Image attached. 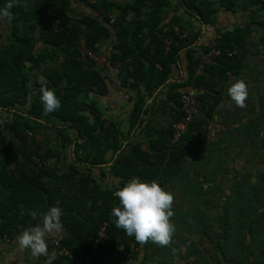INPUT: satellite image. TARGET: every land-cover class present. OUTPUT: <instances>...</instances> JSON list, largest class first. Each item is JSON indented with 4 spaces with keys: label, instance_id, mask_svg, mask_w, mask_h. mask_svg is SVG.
Returning a JSON list of instances; mask_svg holds the SVG:
<instances>
[{
    "label": "trees",
    "instance_id": "obj_1",
    "mask_svg": "<svg viewBox=\"0 0 264 264\" xmlns=\"http://www.w3.org/2000/svg\"><path fill=\"white\" fill-rule=\"evenodd\" d=\"M79 1L100 12L102 19L74 18L76 0H18L10 9L14 16L10 24L11 41L0 50V111L6 113V118L0 120V233L14 237L36 226L42 214L57 207L59 201L63 228L70 233L62 246L76 260L91 252L104 222H109L110 226L100 249L118 242L124 246L140 245L134 236H128L113 223L112 210L119 204L114 196L116 189L104 190L99 186L92 177L97 167L114 161L111 169L121 179L122 187L137 178L142 182L157 181L165 189L181 173L188 172L193 163L205 157L209 162L213 159L212 166L216 168L213 172L229 175L223 159L215 160L223 155L219 143L209 145L204 135V139L195 140L194 133H202L201 127L205 124L202 119L194 115L187 133L174 144L171 143L173 122L183 116L181 97L187 87L203 91L195 101L202 109L210 107L205 115L211 118L223 100L224 89L243 80L245 66L254 56L262 55L254 41V32L260 33L258 42L264 49V0H181L182 7L206 25L215 24L220 10L250 11L248 25L222 34L215 46L222 51L221 55L208 60L192 47L197 37L191 38L190 33L183 37L187 30L180 23L178 33L173 24L164 23L167 0ZM8 3L9 0H0V9ZM114 12L118 18L111 24L110 14ZM130 13H134V18L127 22ZM112 32L117 41L110 60L113 64L119 63L118 79L134 102L131 129L144 125L149 110L147 101L171 79L179 53L186 51L189 59L188 77L168 85L167 98L159 107L163 108L162 113L170 109L165 113L169 112L173 121L162 131L146 125L147 150L141 146L121 150L125 142L123 132L117 124H107L96 103L89 102L91 94L106 91V83L96 62L82 59L79 46L84 39L86 46L98 54L101 42ZM36 42L43 47L35 48ZM209 49L204 48V53ZM262 60L264 63V56ZM263 77L264 65L255 66L253 91L248 93L246 107L239 108L232 103L237 111L228 127H239L229 132H237L242 138L229 139L227 142L232 147L224 148L230 152L236 150L237 154L238 148H246L249 154L262 152L264 163V85L260 86ZM42 88L55 91L61 102L59 110L45 112L40 99ZM52 120L65 126L60 130L61 141L70 151L71 164L62 177L58 173L59 161L49 164L51 159H57L59 150L46 148L35 135L37 124H49ZM244 156L247 154L238 158L250 161V155ZM233 174L231 195L225 201L219 200L221 212L214 214L210 208L214 200H204L209 211L202 217L198 210L185 216H190L192 222L205 220L203 229L191 230L213 244L219 254L217 264H264V173L259 172L256 180L250 172L233 171ZM75 178L78 183L73 186L84 189L73 198L62 195L63 183L70 184ZM201 185L202 182L197 183L198 188ZM86 198L90 202L89 212L80 206ZM30 211L37 213L35 219L28 214ZM175 217L178 220L182 213L175 212ZM207 217L212 222L208 223ZM215 223L219 224L220 232ZM97 261L98 255L95 263Z\"/></svg>",
    "mask_w": 264,
    "mask_h": 264
},
{
    "label": "crops",
    "instance_id": "obj_2",
    "mask_svg": "<svg viewBox=\"0 0 264 264\" xmlns=\"http://www.w3.org/2000/svg\"><path fill=\"white\" fill-rule=\"evenodd\" d=\"M88 1H90V3L94 2V0ZM120 1L132 2L134 0ZM167 2L168 5L165 7L163 15L165 20L164 23L173 24V29L177 33L180 30L177 25L180 23L184 29L187 30L185 31L183 37H186V33L187 35L190 33L191 38L194 36L197 37V41L192 47L196 48L197 53L203 54V58L206 60L209 59L207 54L216 50L215 46L217 44V40L222 34L231 32L237 28L246 27L249 23L250 11L226 12L225 10H220L216 14L215 24L206 25L203 21H200L188 13L186 9L182 7L181 0H167ZM73 9L74 18H81L84 16H94L95 18L102 17L100 12H95L90 6L81 3L79 0H76V2L73 3ZM114 14L117 13L114 12ZM53 23L55 25L58 24L57 20H54ZM11 30V26L6 20L0 21V50L8 46V43L11 41ZM255 34L257 33L254 32L253 36ZM37 38H39L38 34ZM116 41L117 36L114 32H112L111 36L105 38L99 46L98 56L101 57L102 60L99 64H96L102 71V75L105 78L106 91H99L100 94H91L89 96V102L94 101L96 103L98 109L103 114L102 119L107 124H117L119 131L123 132L125 142L123 143L121 150H131L134 146H141L143 150H147L149 137L147 136L148 131L146 125L150 124L152 129L162 131L165 130L168 124L173 121L172 116L169 113L170 109L165 110L169 111L166 114L165 111L162 113L161 110L163 108L159 107L160 104L167 98L166 92L168 90V85L180 82L182 79H186L188 77L189 59L186 55V51H181L179 53L176 64L172 67L171 79L165 85L157 89L153 96L147 101L146 106L149 110L148 114L144 117V125L141 128L135 126L131 129V115L134 109V102L130 98V92L128 89L122 88L118 79L119 63L116 62L113 64L110 60L112 53H114L113 47ZM258 41L259 40L256 42L258 44V50L261 49L264 51L262 44ZM42 47V43L36 42L35 48ZM204 48L210 49L204 53ZM252 61L253 60H250V64L245 66L246 70L244 69L245 72L242 74V78L246 82L248 86V93L250 94L253 91V69L257 66V64L255 65ZM259 65H264V63L261 62ZM232 84L233 83L224 89L223 100L218 107V110L211 116V118H207L205 115V113H207L206 111H210V107L202 109L201 105L199 103L197 104L195 101L197 95L199 93H203V91L193 89V87H187L185 90V93L191 97L194 115H196V117L198 116L205 122L201 128L206 138L204 137V139L201 137L200 140L203 138L209 145L219 143L218 145L221 147L220 150H222L224 157H228L229 153L234 154V152H230L228 150L230 149L228 147H232V145H230L227 141L231 138H242V136L237 132H229L231 128L237 129L239 125L231 126V128L228 127L232 125V119H235L233 115L237 111V107L232 104L233 101H231V98L228 96V89L232 86ZM261 85H264V79L260 86ZM240 111L241 113L244 112L243 109H240ZM3 113V111H0V120L4 119L2 115ZM52 122L49 124L46 122L41 125H39L40 123L37 124L35 128V135L37 140L41 141L46 148L59 150V158L57 157V159H51L49 164L54 165L57 161H59L58 173L62 177V175L67 173V169L71 164L70 151L68 147L65 148L63 142L61 141L60 130H63L65 126L63 124H59L57 120H52ZM224 147H227L228 149ZM119 153L120 151H118L117 155ZM112 154L113 153L109 155L108 159L112 157ZM234 156L236 155L234 154ZM236 158L238 159V156H236ZM223 162L226 163L227 158H223ZM210 163L211 167L209 166ZM113 164L114 161H111L93 170V179L104 190L116 189L117 191L122 188L121 179L117 176V173L111 169ZM215 169V166H212V161L209 162V158L205 157L193 163L188 172L181 173V176L175 179L173 184L165 188L166 191H170L174 194V213L177 211L182 213V217L178 220L175 215L172 217V223H174L176 231L173 235L170 246L161 247L152 242L144 245L140 244L139 246H135L133 243L128 244V246H124L119 244L121 242H118L117 244L103 245V248L100 249V245L105 239H107L106 235L105 238L99 241L97 252H95V259L89 264H202L201 261L208 260L206 256L210 257V260L216 261L219 254L216 252L213 244L191 230L196 227L203 229V227H205V220L203 222L200 220L192 222L191 219H189L190 216L189 218L188 216H185L186 213L189 214V212L198 210L200 217H202L207 211H209V207H207L204 200H214V203H211L210 205L214 214H218L222 211L219 200L222 201L226 198L225 195L227 194L225 193L223 187L229 176L225 175V177L220 172H213L212 170ZM75 179L74 182L70 184L65 182L63 183L61 189L62 195L73 198L80 193L79 191L84 189H79L73 186L74 183H78V180ZM206 179H214V181L206 182ZM232 179H234L233 175ZM201 182L202 185L198 188L197 183ZM116 191H114V193ZM82 198H84L83 195ZM191 198H196V200L191 201ZM58 204L59 201L57 202V207ZM80 206L85 208V212H89V199L86 198V200H84V204L82 203ZM117 206H119V204ZM41 221L42 219L39 222L41 223ZM210 221L211 220L207 222L210 223ZM102 227L96 240L100 239ZM215 228L217 231H221L220 226L219 224L217 225V223H215ZM19 235L10 237L0 233V264H83L84 259L94 251L93 246L96 243L95 240L91 252L87 256L76 260L75 257L71 253L69 254L68 250L62 246V241L70 236V233L66 230V228H63L62 232L48 237V254L36 258L31 255L30 250H21L19 248L17 244V237ZM97 255L98 261L95 263Z\"/></svg>",
    "mask_w": 264,
    "mask_h": 264
},
{
    "label": "clouds",
    "instance_id": "obj_3",
    "mask_svg": "<svg viewBox=\"0 0 264 264\" xmlns=\"http://www.w3.org/2000/svg\"><path fill=\"white\" fill-rule=\"evenodd\" d=\"M18 0H9L7 6L0 9V21L6 20L11 24L14 16L12 9ZM41 102L47 113L57 111L61 107L54 90L41 89ZM228 96L239 108L246 107L248 99V86L242 79L237 80L228 89ZM119 200V206L114 207L112 216L113 223L119 229L132 237L137 243L144 245L152 242L161 247L170 246L173 235L176 231L172 217L174 194L166 191L157 181L142 182L132 179L122 188L114 193ZM23 214V207H21ZM34 219L37 213H28ZM62 211L59 207H51L42 214V221L34 227L25 229L17 237V244L21 250H30L33 257L45 256L48 254V237L63 231L61 222Z\"/></svg>",
    "mask_w": 264,
    "mask_h": 264
},
{
    "label": "built area",
    "instance_id": "obj_4",
    "mask_svg": "<svg viewBox=\"0 0 264 264\" xmlns=\"http://www.w3.org/2000/svg\"><path fill=\"white\" fill-rule=\"evenodd\" d=\"M49 1V0H48ZM118 18L117 14H111L110 15V23L113 24L116 22ZM134 18V13H130L127 16V22H131ZM230 56H231V52L228 50L226 51ZM79 53L82 57V59L87 60V59H91L94 60L97 64H99L101 62V57L98 56L97 53H95L94 51L90 50L85 43V40L82 39L80 46H79ZM222 53V51L220 49H216L213 50L212 52H210L209 54H207V57L209 58H213V57H218L220 56ZM181 102H182V107H181V111H182V118L180 119V121L178 122H173V129H174V137L171 139V143L174 144L177 141H179L182 136L187 133V131L189 130V126L192 124L193 119H194V113H193V106H192V102H191V97L187 94V93H183L182 97H181ZM204 135V132L202 131L201 134H197V132L194 133V136L196 137V141L199 140L202 136ZM109 222H104L102 230L100 232V239L96 240L95 245L93 246V252L90 253L85 259H84V263L83 264H89L92 263L95 259V252H97V247H98V243L100 240H102L103 238L106 237V231L109 227Z\"/></svg>",
    "mask_w": 264,
    "mask_h": 264
},
{
    "label": "rangeland",
    "instance_id": "obj_5",
    "mask_svg": "<svg viewBox=\"0 0 264 264\" xmlns=\"http://www.w3.org/2000/svg\"><path fill=\"white\" fill-rule=\"evenodd\" d=\"M264 14H262L263 16ZM254 41L257 42L258 38L260 37V33H257L254 35ZM262 51V55L259 56L258 58V55L254 56L253 61L252 63H254L255 65H259L261 63V60L264 56V51ZM3 115V118L5 119L6 118V113L2 114ZM230 118V117H229ZM239 141V139H238ZM230 151V150H229ZM250 151V150H249ZM235 154L236 153V150L233 151ZM238 152L239 154H237L238 156H243L244 153L247 154V156H244V158L248 157V155H250V161H247L245 159H242L241 158H236V156H234V154L232 153H229L228 154V157H224L223 155L221 156H217L215 157V160H219L221 161L223 158H227V162L225 164V167L230 171L229 172V178H227V180L225 181L224 183V191L225 193L228 195H225V199H223L224 201L231 195L230 193H232L233 191V179H232V175L233 174V171H238V173H247V172H250L252 173L253 177H254V180L257 179L256 175L259 174V172H262L264 173V163L262 161V158H263V153H255V154H249L247 153V150L246 148H238ZM241 160V161H239ZM213 161V160H212ZM213 188H217V187H213ZM230 194V195H229ZM196 200V198H191V201H194ZM196 205V204H195ZM208 220L209 217H207ZM208 260H205V261H201L202 264H216V261L215 260H210V257L206 256Z\"/></svg>",
    "mask_w": 264,
    "mask_h": 264
},
{
    "label": "water",
    "instance_id": "obj_6",
    "mask_svg": "<svg viewBox=\"0 0 264 264\" xmlns=\"http://www.w3.org/2000/svg\"><path fill=\"white\" fill-rule=\"evenodd\" d=\"M39 122H41V121H39Z\"/></svg>",
    "mask_w": 264,
    "mask_h": 264
}]
</instances>
